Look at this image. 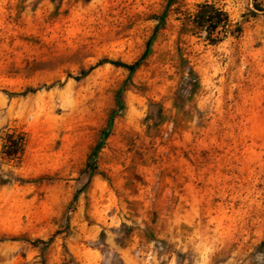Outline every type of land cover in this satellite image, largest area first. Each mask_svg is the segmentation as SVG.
I'll use <instances>...</instances> for the list:
<instances>
[{"label": "rangeland", "instance_id": "rangeland-1", "mask_svg": "<svg viewBox=\"0 0 264 264\" xmlns=\"http://www.w3.org/2000/svg\"><path fill=\"white\" fill-rule=\"evenodd\" d=\"M151 40L133 73L104 63ZM5 241L39 264H264V0H0Z\"/></svg>", "mask_w": 264, "mask_h": 264}, {"label": "trees", "instance_id": "trees-1", "mask_svg": "<svg viewBox=\"0 0 264 264\" xmlns=\"http://www.w3.org/2000/svg\"><path fill=\"white\" fill-rule=\"evenodd\" d=\"M165 17L166 14L164 13L160 18L161 23L164 22ZM194 21L199 29H205L207 31L208 38H211L214 35V33L217 31V29L220 28L221 26H224L226 23V21L224 20L223 12L209 4L204 5L201 8V10L196 13L194 17ZM151 43L152 40L149 42L147 51L145 55L142 57V59H140L138 62H136L133 65L124 64L122 62H104V63H111L116 66L124 67L133 73L141 65L142 60L150 53ZM117 104L119 107V111H121L123 109V102L120 94H118L117 96ZM112 120L113 118H111V122ZM2 141H3L2 147L4 150L3 154L6 155V157L9 160L21 161L25 147L24 134L18 133L16 130H7L4 136L2 137ZM96 154L97 151L93 153L92 155L93 158L96 157Z\"/></svg>", "mask_w": 264, "mask_h": 264}, {"label": "crops", "instance_id": "crops-1", "mask_svg": "<svg viewBox=\"0 0 264 264\" xmlns=\"http://www.w3.org/2000/svg\"><path fill=\"white\" fill-rule=\"evenodd\" d=\"M17 249L24 250L26 255H16L15 251ZM29 250V251H28ZM0 252H5L6 256L4 258H0L4 263L9 264H39L37 252L32 251V249L28 248L25 241L21 242H0ZM30 255H34L30 260ZM30 261V263H29Z\"/></svg>", "mask_w": 264, "mask_h": 264}]
</instances>
